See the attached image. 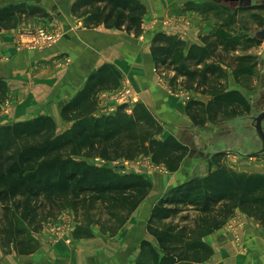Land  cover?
I'll list each match as a JSON object with an SVG mask.
<instances>
[{"label":"trees","instance_id":"1","mask_svg":"<svg viewBox=\"0 0 264 264\" xmlns=\"http://www.w3.org/2000/svg\"><path fill=\"white\" fill-rule=\"evenodd\" d=\"M72 12L84 16L86 25L105 24L139 34L147 6L142 0H74ZM35 15H49L39 4L19 1L0 7V32ZM217 41L192 43L165 31L155 32L151 50L160 67L174 70L170 81L183 77L212 98L190 101L188 111L196 124H203L205 112L215 120L227 109L245 104L238 90L223 89L221 66L207 63ZM121 72L105 63L92 72L85 85L61 109L70 127L57 131L50 114L0 125V241L4 250L27 254L37 241L29 231H40L49 218L72 208L75 238L95 234L94 226L115 234L149 195L152 182L137 172L120 171L107 161L133 159L149 154L170 170L180 167L190 147L173 134L165 137L163 123L148 106L120 104L113 113L97 114V93L116 88ZM184 83V84H185ZM8 91L0 76V104ZM129 108H131L129 110ZM225 151L211 157L215 166L170 188L154 204L147 222L158 241L142 239L133 264H179L204 262L214 252L205 236L222 227L236 209L264 224V173L236 170L221 161ZM211 158V159H212Z\"/></svg>","mask_w":264,"mask_h":264},{"label":"crops","instance_id":"2","mask_svg":"<svg viewBox=\"0 0 264 264\" xmlns=\"http://www.w3.org/2000/svg\"><path fill=\"white\" fill-rule=\"evenodd\" d=\"M28 1L41 5L49 15H35L0 32V76L8 83L6 99H11L9 108L12 110L3 116L1 122H13L48 113L61 123L63 104L85 85L92 72L105 63H112L121 72V86L126 81L130 87L133 103L137 100L144 102L160 121L166 122V125L180 121L178 124L179 127L182 126L181 132H194L198 127L190 118L189 103L194 100L208 103L212 96L189 88L182 81L174 86L176 81L173 83L170 78L163 77L160 80L151 42L155 32L165 31L185 39L188 47L192 43L206 44L221 28L220 24H212L216 21H213L214 18H208L213 16L212 13L206 15L201 9L193 6L184 8V0H172L167 7L164 0H142L147 6V12L143 30L136 34L125 28L105 24L86 26L84 16H77L72 12L74 0ZM49 20L53 22L48 23ZM47 24H54L58 29V41L43 49L28 46L24 37L25 28ZM233 89V86H229L225 90ZM208 130L205 126L194 135L176 134L178 139L190 147L180 167L169 171L179 173L177 177L170 175L169 178L164 174H157L161 175L162 180H159L154 168L150 167V159H119L123 165L122 171L140 174L145 172V176L154 182L147 196L156 192L151 202L144 201L147 197L143 200L147 207L150 204L148 213L138 215L143 206L140 204L115 234H106L99 227H94L93 236L76 239L71 229L66 233V237H58V264H125L126 254L132 252L137 257L142 239L151 240L158 246L157 238L147 229L154 204L174 185L195 176L205 175L210 169L211 156L217 151L228 150L214 149V145H220L216 141L224 140L226 136L216 130L213 138L206 132ZM212 145L214 147H211ZM263 171L262 169L258 172L264 173ZM245 214L236 211L222 227L205 236V240L214 248L213 254L205 262L237 264L241 258L246 259L247 255L245 257L244 253L240 254L239 246L235 242L236 235L246 238V243L251 245L250 249L264 259V226ZM133 219H136L137 223H132ZM141 223L142 228L139 226ZM84 239L88 241H83ZM0 264L14 262L6 257L0 260Z\"/></svg>","mask_w":264,"mask_h":264},{"label":"rangeland","instance_id":"3","mask_svg":"<svg viewBox=\"0 0 264 264\" xmlns=\"http://www.w3.org/2000/svg\"><path fill=\"white\" fill-rule=\"evenodd\" d=\"M19 1L24 0H0V7ZM171 1L172 0H164L165 6L167 7ZM252 2L253 5H246L244 4L245 2H243V0H184V2H182V6H184V8L188 9L189 6H193L199 10L201 9L206 15L212 13L213 16L208 17L214 18L213 21L216 20L212 24L217 23L221 25V28L218 30L217 34L215 36H212L210 39H216L217 48L214 50L211 58L207 60V63H209L210 65L221 66V71L219 72V74L221 75L220 78L223 89H226L229 86H233L235 89L237 88L244 95L246 102L243 107H241L240 109H236L237 112L235 114V110L229 108L224 113H219L216 116L215 120L211 119L208 116V112H205V121L203 124L200 125L194 122L198 126L195 129L196 131L194 130V132L192 130L181 132L180 129H182V126L179 127L178 124V122L180 121H175L170 125H166V122L163 123L161 121L163 125H165V129L160 136L165 137L167 136V134L171 133L175 136L177 133L181 135L184 134V136H187V134L194 135L197 131H201V129H204V127L206 126V129H209L206 132H208V134H210L214 138L215 131L219 130L222 132V135H225L226 137H224V140H217L216 142L220 145H214L216 147L214 149L226 148L229 150H226L225 153L220 156L219 159H221L222 162L234 169H256L258 171H262V169L264 170V151H261L263 142L258 135V131L255 128L254 116L258 115L264 109V39L258 35H255L257 29H261L264 27V2L260 0H253ZM49 22L51 23L53 21L49 20L48 23ZM42 27L47 28V30H50L55 35H57V39L52 42V45H54L58 41V34L60 35L58 29L54 26V24L53 26H50V24L27 26L24 30V37L26 39L29 38L31 36V33H36ZM27 31H30V34H25L27 33ZM33 35L35 34H32V36ZM207 42L208 41H206V43ZM154 63L156 70L160 74V80H162L161 78L163 77L171 79V77L175 73L174 70H168L164 67H160L157 64L156 60H154ZM183 80V77H179L176 80V84L173 85H178V82L181 83L180 81ZM189 83L193 84L190 81H187L185 84L188 85ZM125 84L126 81L123 82V86ZM119 86L121 87V82L116 88H104L101 89L102 91H98V107L95 113L99 114L103 110H107L110 106L116 103L115 97L120 95L121 93L120 91L118 92ZM189 88L197 90L194 86ZM102 92H104L105 94ZM206 94L212 96L209 93ZM188 98L189 96L187 97V99ZM127 100L130 101V105H134L135 102L133 103L132 101L134 99L128 96ZM203 102L205 104L207 103L206 101ZM10 104L11 99H6V97L0 104V125H3L5 123H12L5 121L1 122L3 116L12 111L11 108H9ZM130 109L131 108H129V110ZM190 116V118H192V115ZM62 119L63 121H61V123L56 120L58 133L70 127L72 123V121L66 120L64 118ZM192 120L194 121L193 118ZM166 126H168V128ZM176 130H179L180 132H177ZM213 143L216 144L215 142ZM214 146L212 145L211 147ZM137 157L139 159H142L143 161L150 159L149 164L152 162L150 167L154 168L156 176L157 174H164L165 177L169 176L170 178V175H174L176 177L179 175V173L169 172L170 169L164 164H158L151 161L152 159L148 155L146 156L144 154H140ZM213 159L214 158L210 160V167L215 166V163H213ZM89 160L100 165L112 164L120 171L122 170L123 166L122 163L119 162V160H115L112 162L107 160L103 161V159H100L99 157H92ZM142 175L145 176V172H143ZM160 176H157V178L159 180H162ZM145 177L149 179L147 176ZM149 180L151 181V179ZM152 184H154V182H152ZM155 193L156 192H153V194L147 197L144 201L151 202L152 196L155 195ZM144 201L143 203H141V205L143 204V206H141V211L138 213L139 216L141 214L146 215L148 213V208H150V204L147 207L146 204H144ZM236 211H239L243 214L246 213L238 208L236 209ZM246 215L248 214L246 213L245 216ZM254 219L256 222L258 221V223L264 226V224H262L258 219ZM76 223L77 221L74 210L72 208L63 209L59 213L57 212L55 216L49 218L42 230L29 231L30 236L34 238L38 243L37 249L31 252L34 254L7 252L6 250H4L3 245L0 241V260L9 257L10 259H12V262H14V264H32L37 262H39L40 264H58V232H62V228L59 229V227L64 228V234H61L59 236V238H62L64 236L66 237V233L71 231ZM132 223H137L136 219H133ZM93 226L100 228L98 224ZM139 226L140 228H142L143 223H141V225ZM102 232L107 234V232H105L104 230H102ZM235 238L237 240L235 242H237L239 246L240 254L244 253L243 255L245 257L248 256L246 259L241 258V260L237 264H248L252 258V255L256 252L253 251V249H250L251 245L250 243H246L248 242L246 238L243 239L240 235H236ZM132 239H134V237H132ZM83 241L88 240L84 239ZM125 257V264H133L132 262H134V260L136 261L137 259V257L132 252H130V254H126ZM179 264L213 263L204 261L182 262Z\"/></svg>","mask_w":264,"mask_h":264},{"label":"built area","instance_id":"4","mask_svg":"<svg viewBox=\"0 0 264 264\" xmlns=\"http://www.w3.org/2000/svg\"><path fill=\"white\" fill-rule=\"evenodd\" d=\"M25 34H30V31H27ZM32 34H35L32 36ZM59 37V34H58ZM57 39V35H55L53 32L50 30H47V28H40L36 33H31V36L26 39L27 45L30 46L31 48H37V49H43L46 47H50L52 45V42H54ZM102 91V90H101ZM121 92L120 95L115 97L116 103L112 106H110L107 110H103L100 112L102 113H113L117 107L120 104L123 103H130L129 100H127L128 96L131 97V89L128 86V84H125L124 86H121L118 88V92ZM104 93V92H102ZM105 94V93H104ZM101 159V158H100ZM104 161V159H103ZM62 228V232H58V237L62 234H64V228L59 227V229ZM59 231V230H58Z\"/></svg>","mask_w":264,"mask_h":264},{"label":"water","instance_id":"5","mask_svg":"<svg viewBox=\"0 0 264 264\" xmlns=\"http://www.w3.org/2000/svg\"><path fill=\"white\" fill-rule=\"evenodd\" d=\"M260 1L264 2V0H260ZM255 35H258L264 39V27L261 29H257L255 32ZM263 121H264V109L258 115L255 116V121H254L256 130L258 131V135L260 136V138L263 142V147L261 148V151H264V124H263ZM248 264H264V259L258 253H254Z\"/></svg>","mask_w":264,"mask_h":264},{"label":"flooded vegetation","instance_id":"6","mask_svg":"<svg viewBox=\"0 0 264 264\" xmlns=\"http://www.w3.org/2000/svg\"><path fill=\"white\" fill-rule=\"evenodd\" d=\"M234 1H236V0H234ZM239 1H241V0H239ZM253 0H243V2H245L244 4H246V5H253V2H252ZM254 120H255V116H254ZM255 124V123H254ZM256 128V127H255Z\"/></svg>","mask_w":264,"mask_h":264}]
</instances>
